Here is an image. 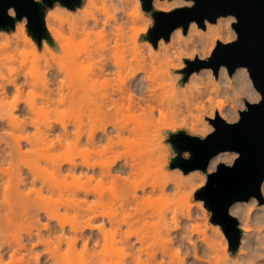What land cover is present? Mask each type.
I'll return each mask as SVG.
<instances>
[{
    "label": "clouds",
    "instance_id": "obj_1",
    "mask_svg": "<svg viewBox=\"0 0 264 264\" xmlns=\"http://www.w3.org/2000/svg\"><path fill=\"white\" fill-rule=\"evenodd\" d=\"M196 2L30 0L39 37L17 0L0 2V264H264V179L226 208L234 241L196 198L241 153L171 166L192 158L172 137L204 142L210 121L236 125L264 101L247 66L184 71L238 42L236 15L153 44L155 14Z\"/></svg>",
    "mask_w": 264,
    "mask_h": 264
},
{
    "label": "water",
    "instance_id": "obj_2",
    "mask_svg": "<svg viewBox=\"0 0 264 264\" xmlns=\"http://www.w3.org/2000/svg\"><path fill=\"white\" fill-rule=\"evenodd\" d=\"M2 2V0H0ZM72 6V0H62ZM79 3V0H75ZM18 10L29 15L30 31L39 37L42 32V13L30 0H17ZM147 7V0L145 3ZM232 13L239 23L233 25L239 34L237 43L221 46L219 43L209 64L197 61L189 64L184 71L190 73L202 66L216 69L224 64L232 74L238 66H247L258 90L264 94V0H197L192 9L177 10L171 14L157 13L156 27L151 31L152 41L158 36L167 38L168 33L179 25L185 26L189 20H197L201 27L202 18L214 22L215 17ZM6 17H0V27L10 26ZM187 77H185L186 79ZM250 111L242 113L236 125H226L217 117L213 123L217 131L206 141L188 138L183 132L171 138L177 151L189 150L192 158L188 161L177 159L172 167L203 169L208 158L216 152L230 149L241 153L233 168L220 165L216 174L209 177L206 187L196 193V197L206 201V207L214 212L213 223L223 226L231 240H235V221L226 215L227 206L234 200H246L257 194V185L264 179V101L260 106H249ZM263 202V201H261ZM234 247V243L232 245Z\"/></svg>",
    "mask_w": 264,
    "mask_h": 264
},
{
    "label": "rangeland",
    "instance_id": "obj_3",
    "mask_svg": "<svg viewBox=\"0 0 264 264\" xmlns=\"http://www.w3.org/2000/svg\"><path fill=\"white\" fill-rule=\"evenodd\" d=\"M150 36H151V32H150ZM151 39H152V37H151ZM153 44H155L154 42H153ZM231 75V74H230ZM172 166V165H171ZM197 198V197H196ZM197 199H200V198H197ZM262 203H264V201L262 202Z\"/></svg>",
    "mask_w": 264,
    "mask_h": 264
},
{
    "label": "bare ground",
    "instance_id": "obj_4",
    "mask_svg": "<svg viewBox=\"0 0 264 264\" xmlns=\"http://www.w3.org/2000/svg\"><path fill=\"white\" fill-rule=\"evenodd\" d=\"M201 27V26H200ZM201 28H203V27H201Z\"/></svg>",
    "mask_w": 264,
    "mask_h": 264
}]
</instances>
